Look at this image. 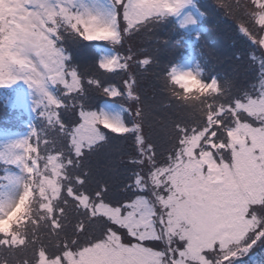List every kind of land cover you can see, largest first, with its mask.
<instances>
[{
  "label": "snow or ice",
  "instance_id": "obj_1",
  "mask_svg": "<svg viewBox=\"0 0 264 264\" xmlns=\"http://www.w3.org/2000/svg\"><path fill=\"white\" fill-rule=\"evenodd\" d=\"M0 89L26 128L0 130V264H264V0H0Z\"/></svg>",
  "mask_w": 264,
  "mask_h": 264
},
{
  "label": "trees",
  "instance_id": "obj_2",
  "mask_svg": "<svg viewBox=\"0 0 264 264\" xmlns=\"http://www.w3.org/2000/svg\"><path fill=\"white\" fill-rule=\"evenodd\" d=\"M208 4L207 0H205ZM213 0H209V3ZM221 18V23L219 24L220 37L218 36V41L215 42L213 45L210 46V70H214L215 72L219 73H231L232 68L234 66V55L237 52H245L247 50V45L245 42H242L236 35L234 26L232 25L231 21ZM222 21H225L228 25L226 29H222ZM169 28H161L157 33L156 36L162 41V43L159 45L161 48V51L165 49V52H161V60L162 62H166L171 55V57L177 56V51L174 50V44H172V40L170 35L168 34ZM235 34L234 37L229 36V34ZM167 40V42L171 45V48H168V44H164L163 41ZM223 44V45H222ZM78 52V54H77ZM230 52V54H229ZM74 55L76 56L77 62L81 64L87 63L86 60H84V56L80 51H75ZM218 55L222 56L221 62L218 61ZM249 78H251L249 76ZM241 83L245 82V76L243 73H241L240 76ZM143 95L145 97V100L148 104L153 105L154 107L158 108L160 114H164L165 112L169 111L167 109H164L162 99L164 100V97L159 91L158 85L155 83L154 78L149 75L144 81H143ZM99 99V98H98ZM3 110L0 109V124L4 123V120L2 118ZM103 160V156L99 158H94L91 163L93 166L97 164V161Z\"/></svg>",
  "mask_w": 264,
  "mask_h": 264
},
{
  "label": "rangeland",
  "instance_id": "obj_3",
  "mask_svg": "<svg viewBox=\"0 0 264 264\" xmlns=\"http://www.w3.org/2000/svg\"><path fill=\"white\" fill-rule=\"evenodd\" d=\"M226 27H228L227 23L225 21H222V29L224 30V29H226ZM229 36L234 37L235 34L231 33V34H229ZM173 43H175L174 40H173ZM167 44H168V48L170 49L172 44H169L168 42H167ZM78 51H80L82 53V55L84 56V60H86L88 62L89 59L92 56V51L90 49H80ZM161 52L164 53L165 52V49H163ZM77 54H78V52H77ZM229 54H230V52H229ZM221 58H222V56L218 55V58H217L218 61H220ZM168 59L169 60L172 59L171 55H169ZM162 103L164 104V100L163 99H162ZM24 131H26V130H24Z\"/></svg>",
  "mask_w": 264,
  "mask_h": 264
}]
</instances>
